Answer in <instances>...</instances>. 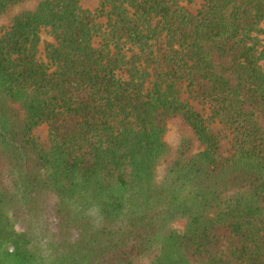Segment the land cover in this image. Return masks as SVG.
Instances as JSON below:
<instances>
[{"label": "trees", "instance_id": "16d2710c", "mask_svg": "<svg viewBox=\"0 0 264 264\" xmlns=\"http://www.w3.org/2000/svg\"><path fill=\"white\" fill-rule=\"evenodd\" d=\"M187 1L0 0V264H264V0Z\"/></svg>", "mask_w": 264, "mask_h": 264}, {"label": "rangeland", "instance_id": "374dc122", "mask_svg": "<svg viewBox=\"0 0 264 264\" xmlns=\"http://www.w3.org/2000/svg\"><path fill=\"white\" fill-rule=\"evenodd\" d=\"M201 0H189L185 2V7L188 9L189 12L195 13L200 5ZM97 0H84L83 2V7L89 10H94L97 7ZM43 40H47L48 36L46 33L42 34ZM193 106L194 110L203 116H208V112L205 111L200 105L196 103H191ZM212 130L215 134H218L221 137V149L220 151L223 154H227L229 151V137L226 129H224L223 126L219 124H213L212 125ZM34 136L38 140V142L44 146H48V129L47 126L42 125L34 130Z\"/></svg>", "mask_w": 264, "mask_h": 264}]
</instances>
